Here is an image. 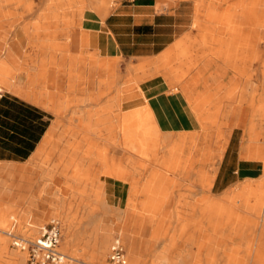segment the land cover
Segmentation results:
<instances>
[{
	"label": "bare ground",
	"instance_id": "bare-ground-1",
	"mask_svg": "<svg viewBox=\"0 0 264 264\" xmlns=\"http://www.w3.org/2000/svg\"><path fill=\"white\" fill-rule=\"evenodd\" d=\"M192 1L195 10L191 25L199 27L203 25L201 19H207L214 28V33H210L209 36L200 40H191L190 35L185 33L182 38L177 39L157 56L127 66V70L132 73L138 69H141L143 73L142 76L133 78L135 84L141 89V92L138 93L139 109L134 110L132 108L128 112L131 118L137 116L136 118L139 119V115H142L141 119L150 120L152 124L149 126L141 124L136 126L125 125L126 118L118 116L121 118L122 126H111L110 119L113 117L111 116L113 111L109 109L98 117L91 115L83 117L87 124L82 126L85 127L81 136L83 146L80 147L81 150L74 147L73 151L76 152V155L74 157L72 155L71 159L68 160L69 163L64 165L66 169L70 166L68 168L70 172H65L66 169L62 172L65 178L71 177V182L66 180V185L71 188V193L69 196H65L59 190H56L53 195L60 214L58 218H51L50 220L53 219L59 226V250L63 254L69 256L62 251L61 244L62 248L68 251L76 239L73 231L76 221L71 209L74 201L80 195L81 202L84 204L83 217L91 222V235L94 238L93 246L99 263L104 261L106 251L111 250V244L114 241L111 234L115 232V228L106 222V216L109 215L117 218L119 222L117 234L121 235L128 248L122 264H179L180 255H176L172 259L167 256L171 246L170 240L185 235L189 237V240H192L196 236L193 235V232H190V227L194 218H196V208H200V213L206 215L205 220L209 218L211 220L210 215L212 216L213 213H216L214 216L218 218H222L225 213L228 214L226 211L217 209L214 203L219 206L220 203L223 204L228 201L237 204L246 201L245 196L242 194L235 197H231L229 194L230 192L242 193L245 182H236L231 186L232 188H227L228 190L221 192L222 194L218 193L217 196L210 193L230 145V139L235 129L232 126H242V129L236 148V157L233 158L234 161L232 157L229 158L226 165L232 162L231 164L236 166L238 159L259 160L263 164L262 176H264V51L260 53V51L255 50V46L260 42V31L262 30L264 34V0ZM28 5L26 4V6ZM95 8L99 14L98 16H100L99 18L108 13L107 6H95ZM1 10L4 18L20 16V0H0ZM85 10L83 8L80 11ZM22 17L25 16L22 15ZM224 21L227 23L226 27L221 26ZM25 24L27 23H23L24 29ZM28 27L26 28L28 29ZM178 49L179 52L175 56L181 62L186 63V68L179 78L165 79L168 84L167 92L182 95L186 106V113L183 117H185L186 124L194 126L192 131L163 129L160 112L145 102L147 98L143 91L145 81L155 77L156 71L159 69L167 68L174 52ZM187 62H191V64L188 65ZM146 66L154 69L152 74L145 73L144 67ZM113 104H116V100L108 101V105L112 106ZM169 119L172 122V118ZM59 124L60 120L57 118L46 134L42 145L27 161L30 168L40 167V160L43 155L51 153L48 150V147L53 145L50 138L53 132H57L60 127ZM223 126L224 129H221ZM77 128H80V126L74 128V133H78ZM122 132L129 133L130 138L133 140L129 148L120 143L124 150L136 158V160H131L129 169L123 167L124 165L122 166L117 161L113 162V158L110 159L107 155V149L116 146L115 143L118 144L116 138ZM102 138L106 141L103 152L97 146V141ZM261 138L262 140L259 142ZM76 145L79 146L78 143ZM60 153L63 152L60 151ZM83 165L87 166L84 167ZM95 165L98 166V171L105 177L125 181L129 184V188L132 184L136 186L134 190L129 189L126 205L120 206L108 202L104 195V188L99 190L100 187H103V183L99 180L100 174L92 170L93 167H96ZM14 169V164L0 163V171L5 170L7 172L6 178L0 181V193H4L3 189L7 184V178L12 179L14 177ZM139 171H143V181L141 180V183L134 180L137 178ZM237 171L238 173L241 172V164L238 165ZM40 172H43L40 178L45 177L44 179L49 183L56 174L49 166L48 168L43 167ZM78 186L83 189H79ZM257 186L264 189V180L259 182ZM219 187H221L220 184ZM172 188H178L183 192L177 201L176 197H173L172 193L174 191ZM196 191L200 193L197 198H195ZM140 195L142 199L138 201V204L135 203V206L128 205L129 201L137 200ZM27 198H25V201ZM203 199L205 201L201 202L200 200ZM172 203H176L177 206L169 209L168 205L171 206ZM13 204L19 205L15 199ZM212 205L217 210L216 212L206 210ZM12 206L0 205V231L7 235L11 231L13 234V230L18 226L20 240L22 239L24 242L36 240L46 224L40 229L34 224H28L27 219L22 217L20 218V224L17 225L18 219L13 213ZM220 207H222L221 204ZM224 207L226 208V206ZM108 210L114 211L109 212ZM127 210H131L137 222H140L144 216L153 219L154 230L151 234L153 238L159 234L165 221L172 224H169L170 229H168L170 243L157 247L151 257L145 258L143 262L137 254V245L134 243L132 234L122 229V220ZM7 215L10 217L9 221H6ZM226 218H229V216L227 215ZM212 219V223H214L215 220ZM4 223L9 225L6 230L4 229ZM60 227L63 235L62 243ZM261 232L255 244V240H253L249 242L247 247L245 246L247 257H245L246 259L243 260L242 264H264V229ZM7 241V238L0 236V254H9L14 259V264H26L27 249L22 250V247H20L19 252L10 251ZM74 259L76 262H80L78 258H72V264H74Z\"/></svg>",
	"mask_w": 264,
	"mask_h": 264
},
{
	"label": "crops",
	"instance_id": "crops-1",
	"mask_svg": "<svg viewBox=\"0 0 264 264\" xmlns=\"http://www.w3.org/2000/svg\"><path fill=\"white\" fill-rule=\"evenodd\" d=\"M190 1L114 0L118 5L111 11L110 6L104 17L99 18L98 12L87 9L78 19L72 11L73 0H20V75L11 66L16 61L13 43L4 47L0 58V89H5L0 94V163H26L42 145L50 127L60 116H64L65 125L68 126L71 121L77 124L78 121L72 119L75 114L85 122V115L98 117L105 110L119 108L120 102L122 111L135 108L139 99L138 87L130 77L124 78L121 84L120 75L126 72L131 74L127 70L128 64H137L140 60L157 56L184 32L182 23L178 21L183 18L181 13H158L155 8L160 10L171 2ZM56 3L59 5H52ZM75 18L79 21L74 26ZM24 22L30 23L29 27L25 24L28 29H24ZM120 59L124 61L123 70ZM144 84L145 102L160 112L163 129L194 130V126L186 124L183 117L186 106L182 95L168 93V84L163 77H152ZM110 100H116V104L108 105ZM169 118H172V122ZM231 163L227 165L232 169L229 173L220 171L216 176L210 191L214 196L230 189L236 182L249 183L262 176L263 164L259 160L238 159L236 166ZM239 164L240 173L237 171ZM103 183L108 202L126 204L129 192L127 182L103 177ZM56 189L47 190L45 186L42 192L52 206L50 212H42L40 203L33 202L36 220L55 214L58 209L53 196ZM243 191L241 194L247 202L220 203L223 208L214 203L217 209L228 214L232 212L230 218H226V213V217L224 215L222 218L213 213L214 217L210 215L211 220L209 218L207 222L200 208L195 209L196 218L190 232L196 236L189 240L185 235L181 242L177 238L175 246L169 251L182 252L183 260L179 257V264H232L227 259L232 255L239 259V264L243 263L247 257L245 246L253 240L255 244L264 229V204L256 202L261 195L260 190L247 187ZM199 194L197 192L196 196L199 197ZM214 206L206 210L216 212ZM130 217L127 228H124V224L123 229L132 234L137 254L148 257L153 252L143 254L147 245L140 240L142 224L154 221L144 216L137 222L132 213ZM212 218L217 221L212 223Z\"/></svg>",
	"mask_w": 264,
	"mask_h": 264
},
{
	"label": "rangeland",
	"instance_id": "rangeland-1",
	"mask_svg": "<svg viewBox=\"0 0 264 264\" xmlns=\"http://www.w3.org/2000/svg\"><path fill=\"white\" fill-rule=\"evenodd\" d=\"M52 5L58 6L59 4L56 3V4H52ZM62 5H64V4H62ZM71 5H72V11L75 13L74 16L75 17L77 16L79 19L81 16H83L84 11L83 12L80 11L83 8L86 10L89 9V10L96 11L95 6H103V7L107 6L108 10L111 6V9H110V11H111L118 4L116 2H114V0H111V1L110 0H100V1L73 0ZM155 10L158 13H168V12L173 13V11H177L183 15L182 19H178V21H180L182 23V28H184V32L179 36V38H182L185 33H188L190 35L191 40H195V39L200 40L206 36H209L210 33H214V31H213L214 28L211 26V24L209 23V21L207 19L202 18L201 22L203 23V25H201L199 27H193L191 25L192 21L194 19V16H193L194 13L193 12L195 10L193 1L192 2L191 1L190 2H181V3L180 2H171V3L167 4L165 6V8L160 9V10H157L155 8ZM0 12H1V14H0V58H1V55L5 51L4 47L8 46L9 43H13L12 51L14 53L13 56L15 57L16 61L14 63H12L11 66L14 68V70H16L18 72L17 74L20 75V16H11V17H7V18L5 17L4 18L3 14H2V10ZM78 19L75 18L73 20L74 26H75V23L79 21ZM226 24L227 23L224 21L221 24V26L226 27L227 26ZM259 37H260V42L258 45L255 46V50L260 51V53H261L264 51L263 50L264 49V34L262 33V30L260 31ZM210 47H212V46H210ZM178 52H179V49L176 50V52H174V55L170 59L169 66L167 68H161L158 71H156V74H155L156 76H159V77L161 76L164 79H169V78L173 79V77L179 78L182 75V72L186 68V66H185L186 63H183L176 58L175 55H177ZM74 58L77 59L78 57L74 56ZM77 62L78 61H76V63ZM119 63L121 64V68L123 70V67H124L123 59H120ZM187 64L190 65L191 62L190 63L187 62ZM144 69H145L146 74H152V72L154 71V69H152L151 67H148V66L144 67ZM171 70H173V71L171 72ZM142 74L143 73H142L141 69H138V70H136V72L131 73V74H129L127 72L124 74L122 73L120 75V83L121 84L123 83L124 78H127V77L135 78V77L142 76ZM136 86L138 87V91L140 93L141 89L139 88L138 85H136ZM0 88H2V87L0 86ZM2 90H5V89L3 88ZM120 105H121V102L118 105L119 108L110 109L111 111H113V113H111V116H113V117L110 119L111 120L110 121L111 126H122V122L120 121L121 118H119L118 116H120L122 118H126V122L125 123L123 122L125 125L136 126L138 124H141L144 126H149L152 124V122L150 120L141 119L142 115H139V119L136 118L137 117L136 115H135L136 117L131 118V115L128 112L131 109H127V110L122 111L120 109ZM138 107L139 106L137 105L135 108L133 107V109L134 110L139 109ZM58 119L60 120V124H59L60 127L57 129V132H53V134L51 135L52 137L50 138V140L53 141V145H50L48 147L49 148L48 150L51 153L43 155V158L40 160V164L42 167L41 166L36 167L35 169L30 168L29 165L27 164V162L23 163V164H14V166H15L14 174L15 175L12 179L7 178V184H6L5 188L3 189L4 193H0V205H2V206L13 205L11 208L13 209V213L15 214L16 219H18L17 225L20 224V218L25 217L27 219L28 224H34V225H36V227L41 229V227L43 225L47 224L51 218H58L59 217V214H60L59 208L55 211V214H53V215L48 214L42 220H36L34 217L35 211L32 210V206H33L34 201H38V203H40L41 210L44 213H46V212L48 213L51 210H53L52 206L49 203L48 198L46 197V195H44L42 193L45 186H46L47 190H53L57 187L56 190H59V192L65 196H69L71 193V188L68 185H66V180L70 181L71 177L65 178L62 175V172L65 171L66 167L64 165L69 163L68 160L71 159V156L73 155V157H74V155H76V152L74 153V151H73L74 147L81 150L80 147L83 146V143L81 142V136H82V131L85 130L84 129L85 127H82V126H86L87 124L81 120L80 115H76V114L72 116V119L77 120L78 121L77 124H75L74 122H73L74 123L73 124L71 121V122H69L70 125L66 126L64 116H60ZM76 126H78V127L80 126V128H77L78 133L73 132L74 128L76 129ZM233 127H235V129L233 130L232 137L230 139V145H229V148H228L227 153L225 155V159H224V161L221 165V168H220V171L226 172V174L229 173L230 172L229 170L231 169L230 167L227 168V165H226L227 160L232 157V160L234 161L233 158L236 157V153H237L236 148H237V145L239 142V137H240L241 129H242V126H238V127L232 126V128ZM221 129H224V126ZM62 137L64 140L62 139ZM116 139L118 141V144L115 143V145L116 146L118 145L117 146L118 148L116 146L109 147L107 149V155L110 159L113 158L112 159L113 162L117 161V163L121 164L122 166L124 165L123 167L129 169L131 160L132 159L136 160V158L134 155L131 156L128 153V151L124 150L121 147L120 143H122L124 147L129 148V147H131L130 145H131V142L133 140H132V138H130L129 133H127V132L120 133ZM261 140H262V138L259 140V142H261ZM77 143L79 145L78 147L76 145ZM218 143L219 142L217 140V145H218ZM105 144H106V141L103 138L99 139L97 141V146L99 148L98 147L97 148L102 150V152H103L105 150L104 148L106 147ZM74 145H76V146H74ZM94 148H96V147H94ZM60 151L63 153H60ZM111 151H113V152H111ZM215 158H217V157L215 156ZM65 161H66V163H65ZM52 162H54V163H52ZM52 164H54V166H52ZM48 166L50 168L52 167L54 174L56 173L53 176V178H52L53 180L51 181V183L46 181V179H44L45 177H43V179L40 178L43 175V172H40V171H42L43 167L48 168ZM55 166H56V168H55ZM83 166L86 167L87 165H83ZM95 166L96 167H93L92 170L94 172L100 174L99 180L102 181V183H103V177H105V176L102 175L98 171V169H97L98 166L97 165H95ZM69 167L70 166L67 167L65 172H70V169H68ZM69 174H71V173H69ZM142 175H143V171H139V173H137V178L134 180H136L138 183H141L143 181ZM6 176H7V172L5 170L0 171V181L2 179H5ZM263 180H264V176H261L260 179L250 181L249 183L245 182L243 184L245 186L244 190L247 187H255V189L258 188L260 190L261 195L258 197V199L256 201V202H258L259 205H263L264 189L262 187L261 188L258 187L257 184L261 181L263 182ZM33 183H34V185H33ZM78 188L83 189L81 186H78ZM103 188L104 187H100L99 190H102ZM129 189L134 190V189H136V186L132 184ZM177 189L178 188H173L172 190L177 192V194H173L174 195L173 197L174 198L176 197L178 199V197L183 192H182V190H180V189L177 190ZM79 192H81V191H79ZM134 192H136V191H134ZM234 193L230 194V196L235 197V196L241 194V193H237V192H234ZM24 197L25 198L28 197L26 199V201H25ZM197 197L198 196H196L195 198H197ZM14 199L19 205L13 204ZM140 199H142L141 195L137 198V200H132V202L129 201L128 205L133 206L135 203L138 204V201ZM177 199H176V201H177ZM200 201L204 202L205 199L200 200ZM228 202L232 203L231 201H228ZM124 205H126L125 202H122V204H120V206H124ZM83 206H84V204L81 202V197L79 195V197H77L76 200L74 201V203L72 205V209H71V213L73 214V217L75 218V221H76L74 228H73L76 239L74 240L73 245L70 246L68 251H65L62 248V244H61V249L64 253L68 254L72 258H78L80 260V262H76V260L74 259V264H76V263H78V264H106V261L108 259V255L110 254V250L106 251L104 261L99 263L98 259L96 258L95 249L93 246L94 238L91 235V222L88 219L83 217V211H84ZM175 206H177L176 203H174L171 206L168 205V208L170 209L171 207L173 208ZM113 211L114 210L109 211V212H113ZM130 214H131V210H127L124 217H123V220H122V229H123L124 224H126L124 228H127V222H129V220L131 219ZM231 214H232V212H229V214H228L229 218L231 217ZM7 216L8 217H7L6 221H9L10 217H9V215H7ZM106 217H107L106 222L110 223L115 228V232H112L113 234H111L112 238L115 239L116 237H119V239L121 241V244H122L124 251H125V254H124V259H125V255H127V249L128 248H127L126 243L123 241V238L121 237V235L117 234V231L119 228L118 227L119 222L115 216L107 215ZM179 221H181V220L179 219ZM193 223H194V221H193ZM61 224H62V221H61ZM169 224L172 225L169 221H165L160 228L159 234H157V236L155 238H153L151 235L152 231L154 230V223L152 221H149V222H144L142 224V234H141L140 240L144 241L145 244L147 245V250L143 253L144 255H148V254L150 255L153 252V250H155L157 247H159L161 244H163V242L165 240L168 239V237H169L168 229H170ZM8 227H9L8 223H4V229L6 230V229H8ZM123 231H125V230L123 229ZM60 232H61V243H62L63 235H62V228L61 227H60ZM13 234L20 236V233L18 232V226L13 230ZM0 236L8 239L7 245H8V249L10 251H18V252L20 251V247H15L13 245V242H12L13 239L11 238L10 235H7L6 233L0 231ZM183 239L184 238L182 236L181 238H179L178 241L181 242V241H183ZM176 240H177L176 238L174 240H171L170 250L173 246H175ZM169 251L167 253V256L169 257V259L174 258V256H176L178 254L182 258V252L181 251L176 252V253H174V251H171V252H169ZM26 253H27V250H26ZM133 255H137V254H133ZM26 257H27V254H26ZM148 257H151V255ZM145 258H147V257L140 256V260L142 262L145 261L144 260ZM227 259H228V262H231L232 264H239V262H238L239 259H236L235 256H233V255L229 256V258H227ZM182 260H183V258H182ZM0 264H14V259L12 257H10L9 254L2 253V254H0Z\"/></svg>",
	"mask_w": 264,
	"mask_h": 264
},
{
	"label": "built area",
	"instance_id": "built-area-1",
	"mask_svg": "<svg viewBox=\"0 0 264 264\" xmlns=\"http://www.w3.org/2000/svg\"><path fill=\"white\" fill-rule=\"evenodd\" d=\"M1 92L2 89H0V94ZM9 235L15 247H22V250L27 249L26 264H72V258L59 250V226L53 219L42 228L40 235L34 241L24 242L11 231ZM25 245H27L26 248ZM124 254L121 241L119 237H116L111 244L106 264H122Z\"/></svg>",
	"mask_w": 264,
	"mask_h": 264
}]
</instances>
